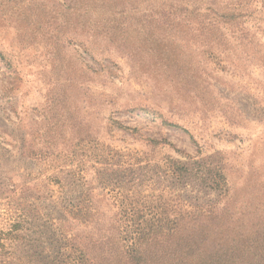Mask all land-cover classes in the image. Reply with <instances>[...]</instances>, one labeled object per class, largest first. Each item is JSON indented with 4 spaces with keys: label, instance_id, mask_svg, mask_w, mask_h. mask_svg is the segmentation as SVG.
<instances>
[{
    "label": "rangeland",
    "instance_id": "1",
    "mask_svg": "<svg viewBox=\"0 0 264 264\" xmlns=\"http://www.w3.org/2000/svg\"><path fill=\"white\" fill-rule=\"evenodd\" d=\"M182 2L122 44L117 12L147 23L153 0H0V264H56L61 225L116 244L159 216L182 260L225 230L198 234L213 203L264 249V0Z\"/></svg>",
    "mask_w": 264,
    "mask_h": 264
},
{
    "label": "trees",
    "instance_id": "2",
    "mask_svg": "<svg viewBox=\"0 0 264 264\" xmlns=\"http://www.w3.org/2000/svg\"><path fill=\"white\" fill-rule=\"evenodd\" d=\"M161 1L153 0V10L148 16L144 15L142 17L147 23L136 21V18L133 19L129 16L138 14L137 11H126L125 7L117 12L118 19L115 21L114 29L112 30H115L114 34H118L119 32L121 37L125 38L124 40H120L122 44L128 43L126 39L127 33L140 34L142 32L146 37L156 38L160 35L159 32L155 30L151 31L150 29L144 32V25H165L171 17L175 18V10H182V8H179V4H181V7L182 5L188 6V4L182 2L183 0L176 4L168 3L165 6L163 4L160 5ZM177 6L178 8H175ZM184 11L187 14L186 10ZM195 14L196 8H193L190 15ZM172 166L174 167V165ZM177 172H179V169L174 167L173 174L176 175ZM221 183V186L215 185V188H220V191L223 192L225 183L222 177ZM222 196H226L225 190ZM189 213L186 212L185 214ZM197 215L198 220L196 224L198 229L203 228L205 231L209 229L210 231L225 230L209 235L206 233V236L204 235L200 239L196 237V240L200 241L199 246H197V252L186 253V257L184 258L182 252L178 251L177 256H181L182 260L176 258L171 262L163 260L168 255L160 244L165 240V234L173 236L177 228V221L166 216L152 217L146 222L143 221L142 225H139L133 233V238L126 240L122 235H118L116 244L110 243V239L112 238L107 235L101 236L97 240L83 239V236L71 234L63 229V225H61L57 233L52 235L56 243V251H54L56 255L51 256V254H45L43 251L38 255L45 256L47 259H55L56 264H96L101 260L104 263L100 264H254L248 262L246 258L249 256H252V258L264 256V249L260 248L261 244L258 240L259 234L254 233L253 235L256 238L253 241L250 240V235L245 233L248 226L243 222L238 223L235 216H232V221L229 215L228 220V212L225 206L218 208V205L216 206L215 203L202 205L198 207ZM193 216L195 217V215ZM170 224L173 229L166 228ZM203 229L198 231V234L201 236ZM13 233L15 231L8 233L7 236H13ZM184 239V247L191 250L195 246L194 235L192 233L184 235ZM173 254L174 251L171 255Z\"/></svg>",
    "mask_w": 264,
    "mask_h": 264
}]
</instances>
